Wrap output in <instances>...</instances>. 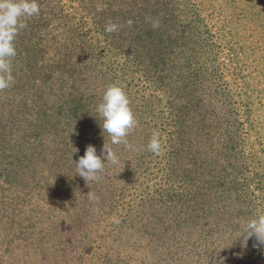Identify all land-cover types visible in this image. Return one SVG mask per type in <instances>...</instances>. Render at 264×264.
I'll return each instance as SVG.
<instances>
[{
  "label": "trees",
  "instance_id": "obj_1",
  "mask_svg": "<svg viewBox=\"0 0 264 264\" xmlns=\"http://www.w3.org/2000/svg\"><path fill=\"white\" fill-rule=\"evenodd\" d=\"M37 2L0 91V264H264L239 238L264 213V44L247 54L203 0ZM111 84L140 150L111 145L121 164L88 186L75 162L88 145L106 162L96 106Z\"/></svg>",
  "mask_w": 264,
  "mask_h": 264
},
{
  "label": "clouds",
  "instance_id": "obj_2",
  "mask_svg": "<svg viewBox=\"0 0 264 264\" xmlns=\"http://www.w3.org/2000/svg\"><path fill=\"white\" fill-rule=\"evenodd\" d=\"M39 14L40 6L37 0H0V91L8 89L14 82L12 61L17 55L16 37L27 27L26 18ZM132 23L131 20L127 21L129 26ZM159 23V20L154 21L153 28H158ZM117 30L118 26L114 23L105 26V31L108 33ZM129 105L130 100L121 86L111 84L104 90L96 106V113L102 120L103 132H106L110 138L109 143L105 142L101 150L106 162H102L101 156L97 155L96 148L92 145H88L84 155L75 162V174L83 178L88 186L89 182H99L105 178L106 164L113 167L121 164L120 157L111 145H123L125 150L133 152L140 150L127 139L137 125ZM146 150L156 155L162 153V143L158 133L152 134ZM87 195L90 200L99 199L91 191ZM251 237H255L254 247L264 246V213L240 223L239 238H242L245 246Z\"/></svg>",
  "mask_w": 264,
  "mask_h": 264
},
{
  "label": "rangeland",
  "instance_id": "obj_3",
  "mask_svg": "<svg viewBox=\"0 0 264 264\" xmlns=\"http://www.w3.org/2000/svg\"><path fill=\"white\" fill-rule=\"evenodd\" d=\"M203 3V9L207 15L211 13L210 8L217 5L223 15L229 18L235 41L247 54L250 53L251 48L264 44V26H261L264 25V0H203ZM254 6L259 9L256 17H252ZM212 24H215V21H212ZM260 55L257 54V56ZM256 62L260 64L259 67L262 70V73L257 75L258 82H264V57H256L254 65ZM262 111L264 114V108Z\"/></svg>",
  "mask_w": 264,
  "mask_h": 264
}]
</instances>
